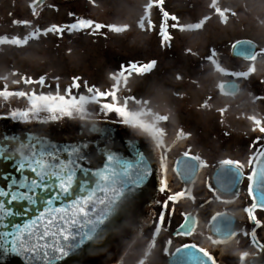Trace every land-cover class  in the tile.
<instances>
[{"label": "snow or ice", "instance_id": "1", "mask_svg": "<svg viewBox=\"0 0 264 264\" xmlns=\"http://www.w3.org/2000/svg\"><path fill=\"white\" fill-rule=\"evenodd\" d=\"M33 3H36V0H33ZM209 7L214 9L215 13L226 22V13L229 12V9L220 8L217 5V0H211ZM153 8L157 9L160 16L158 33L162 46H166L173 39L170 29H176L180 32L198 31L202 30L210 19L208 15H205L194 22L184 23L181 22L179 16L165 10V0H148L144 6V15L138 22V26L142 30L151 31L157 28V24L150 18ZM231 14L235 15L234 12ZM33 15L36 13L33 12ZM69 15L73 14L69 13ZM13 23L27 26L32 22L30 20H18L13 21ZM128 27L129 25L126 24H103L90 18H78L63 25L53 23L48 27L33 28L32 32L23 36H0V44L8 43L20 47L27 45L30 40L38 41L42 36L49 34H55L62 38L65 33L71 34L88 30L94 34L105 28L113 32H123ZM242 43L248 44L254 49L251 41H237L232 45V48L236 49ZM185 51L191 55H196L192 48H186ZM242 55L250 63L246 69L240 71H229L222 67L214 49L210 50L204 59L210 62L220 73L246 79L256 72L255 62L258 56H264V48H260L259 52L251 50ZM156 66L157 61L155 59L146 63L129 61L127 64L120 65L119 70L111 74L112 83L107 89L89 85L80 77L73 76L71 84L63 89V93L59 91V85H57V91L54 93L42 91L38 93L35 90L9 91L5 86L0 89V96L26 98L25 107L9 113L13 118H19L26 122L31 120L58 121L62 118L87 121L89 117L93 116V112L89 110V105H95V116L104 117L103 121L115 116L120 124L137 130L146 136L152 142L154 149L160 150V168L162 171H166L163 163L166 158L165 129L160 127V122L167 121L169 117L149 108L148 100L137 101L135 97H121L119 95L121 87H128L129 80L133 76H143L155 69ZM176 79H181V76L177 75ZM21 80L25 84L45 85L46 83L44 76H40L38 80L22 76ZM19 82L14 81V83ZM81 88L84 89V93L73 91ZM256 99L264 98L256 97ZM130 100L143 105V107L139 109L130 108ZM201 107L207 108V101ZM220 111L223 113L224 110L220 109ZM248 119L254 125L253 131H257L261 135L254 138L251 147L255 149V154L250 155L247 159L250 169L247 173V195L250 202L247 207L243 208L247 220L252 222L254 228L250 232L245 231L243 234L246 237L250 236L251 242L258 249L264 250V243L258 239V230L264 228V220L261 217V214L264 213V118L252 115ZM98 130L96 120L92 119L89 131L97 132ZM180 135H184L183 132ZM25 149L29 150L27 154H24ZM10 151L16 155H11ZM89 152L95 155L96 149L84 140L65 149L47 145L41 148L39 153L31 144L26 145L24 143H20L19 148L13 149L8 146L0 151V156L4 160L13 159L16 164V171L22 173L18 178L4 177L6 181H10L7 183V189L10 190L0 187V197L7 198L6 201L0 199V213L3 216L18 214L14 213L11 207H8V205L18 201L42 209L23 226L17 227L16 231L3 234L5 245L9 243L7 237H12L11 247H6L5 252H11L22 257L24 264H37V262L39 264H59L71 253L89 249L98 238L99 232L112 221L116 215V209L122 204L126 194L139 188L145 177L151 174V166L146 164L143 152L135 153V164H133L105 145L99 155L106 162L99 167L92 166ZM57 153H63V155ZM183 155L195 162L185 166L189 173L198 167L208 166L199 155H190L189 151H185ZM85 162L88 166H84ZM219 164L228 166V169L238 178L245 175V163L239 159H222ZM160 185L159 190L165 192L168 187L167 180L161 179ZM209 191L217 200L222 199L221 193L230 194L233 198L240 195L238 186L219 181L216 187L209 185ZM257 191L260 192L259 200L255 195ZM190 195V191L185 189L168 195L166 200L158 202L161 205V210L157 212L152 225V241L144 251V258L139 260V264H145L150 250L155 247L156 234H159L169 223L170 212H174V209H169V203ZM54 202H60L59 206H56ZM27 212L28 209H24V213ZM181 215L184 223L179 225V230L176 231L175 235L191 236L195 231L196 220L190 214L182 213ZM217 215L220 214L217 213ZM215 218L213 217V219ZM215 233V236L209 237L214 245L226 243L238 236V231L231 227L224 231L217 228ZM166 243L171 245L172 240L168 239ZM182 249L193 250L187 254L186 264H218L214 254L208 248L198 246L196 243L182 244L181 248H177L176 251L180 252ZM162 251L167 253L169 249L164 247ZM248 255V252H241V261H244Z\"/></svg>", "mask_w": 264, "mask_h": 264}, {"label": "rangeland", "instance_id": "2", "mask_svg": "<svg viewBox=\"0 0 264 264\" xmlns=\"http://www.w3.org/2000/svg\"><path fill=\"white\" fill-rule=\"evenodd\" d=\"M32 3L33 0H0V36H23L32 32L33 28H44L53 23L63 25L78 18H90L103 24H126L129 27L123 32H113L105 28L94 34L88 30L65 33L62 38L49 34L42 36L38 41L30 40L27 45L20 47L8 43L0 44V89L7 86L9 91L35 90L38 93L41 91L54 93L59 85V91L63 93V89L71 84L73 76L80 77L89 85L107 89L112 83L111 74L117 72L120 65L129 61L146 63L155 59L157 61L155 69L143 76H133L129 80L128 87H121L119 95L135 97L137 101L148 100V107L151 109L156 110L158 107L168 109L170 106L166 105V101L169 103L172 100V104L177 103L174 95L176 88L183 90L191 100L203 97L220 99L221 92L220 95L216 94L209 86L214 84L217 76H220L219 81H223L226 77L231 78V75L221 74L204 59L210 50L216 51L222 67L231 71H240L246 69L249 63L231 57L230 49L234 42L248 38L258 44V52L260 48H264V0H217L220 8L229 9L226 13V22L209 7L211 0H165V10L179 16L181 22H194L205 15L210 17L202 30L180 32L170 29L173 39L166 46L160 43L158 33L160 16L156 8L151 10L150 18L157 24V28L147 31L138 26L148 0H46L35 9L31 8ZM33 12L36 15H33ZM232 12L235 15H232ZM14 19L30 20L32 23L27 26L14 24ZM186 48H192L196 55L186 52ZM255 67L256 72L246 79L234 77L240 84V92L233 96L234 146L240 157H243L247 151L250 155L255 154V149L251 145L254 138L261 135L253 131L254 125L248 117L256 115L258 118H264V99H256V97L264 98V56H258ZM174 74L180 75L182 81H187V84L179 87L177 82L180 80L173 78ZM22 76L31 77L33 80L44 76L46 83L45 85L25 84L21 80ZM14 81L20 82L14 83ZM196 82L201 86L194 89L197 87ZM73 91L84 93L83 88ZM245 99L249 100L250 107L244 113L246 116L241 118L239 116L243 111L239 109V104ZM26 104V98L0 96V114L22 109ZM140 106L143 107L139 103L129 101L130 108L137 109ZM89 110L95 112V105H90ZM247 185L248 182H244L239 190L240 195L234 198L233 205L237 206L234 209L228 208L231 212L243 214L236 239L216 246L209 239L211 237L209 220L212 214L226 209V203L221 199H212L203 206L187 200L175 202L169 206V209H174V212H170L169 223L159 234H156L155 247L150 250L145 264H167V258L176 247L186 243H196L210 251L215 247L219 248L213 252L218 264H251V258L259 254L260 250L256 251L249 236L243 234L245 231L250 232L246 213L243 212V208L250 202ZM201 194H208L210 197L211 192L201 190ZM149 208H152V205ZM188 211L200 219L197 230L190 237H173V230L183 220L181 214H186ZM155 219L156 216L150 219L149 229L152 231ZM261 235L264 238V234ZM118 239L112 248L106 251L107 253L101 255L103 261L107 264L117 262L131 264L132 262L127 259L115 263L105 261L106 257H113L120 250L121 239ZM168 239L172 240L171 245L166 243ZM164 247L169 249L167 253L162 251ZM145 250L141 249L140 252L143 254ZM241 252L249 253L244 261L240 259ZM125 257L134 258L133 254Z\"/></svg>", "mask_w": 264, "mask_h": 264}, {"label": "flooded vegetation", "instance_id": "3", "mask_svg": "<svg viewBox=\"0 0 264 264\" xmlns=\"http://www.w3.org/2000/svg\"><path fill=\"white\" fill-rule=\"evenodd\" d=\"M243 61L250 63L246 60ZM229 71H231V69H229ZM176 76L177 75L174 74L173 78L176 79ZM227 76L229 75L227 74ZM219 78L220 76H217L214 84L210 85L209 88H212L216 94L221 92L220 99H218V97H215L216 100L209 97H203L201 99L191 100L187 97V94L183 93V90L176 88V91L174 92L177 102L176 104H172V100L169 103L166 101V105L170 106L168 109H165V107H158L159 109L157 108L156 110L152 109L154 112H158L169 117L167 121L160 122V127L165 129L164 141L166 158L163 163L166 167V171H162L160 168V150L154 149L152 142L147 138V143L157 164L159 188L155 197L152 199L156 201L152 205V208H149L148 204L144 207L141 213L138 211L132 216L130 223L125 227L124 235L119 242V245H121L118 255L120 254L123 258H118L117 255L116 258L112 259L113 263L116 261L123 262L124 259L129 260L130 263L132 262L131 264L139 263V260L142 259L143 256L140 250L147 249V246L152 241L153 231L149 229L151 224L150 219L156 216L157 212L161 210V205L158 202L166 200L168 195H172L177 191H184L185 189H188L191 195L178 198L175 202H183L187 200L190 202H197L200 206H203L207 201L216 199L213 198L214 195L212 193L211 195L209 194L210 197L208 194H205L207 196L202 195L201 190H205L206 192L209 190V185L213 186L215 183H218V181L224 184H231L234 181V174L228 169V166L220 165V160L231 158L239 159L244 162L245 175L243 176V181H247V173L250 171L247 159L250 156V152L247 151L244 153L243 157H240L236 153L233 126L235 104L233 101V95L225 94L222 90L223 84L226 81L233 80L234 76L232 77L231 75V78L226 77L223 81H219ZM179 80L180 82H177L179 87L183 84H187V81H182V79ZM195 85H197V87H193L194 89L201 86L198 82H196ZM245 100L246 108L240 114L239 117L241 118L246 116L244 113L249 110L250 107L249 100ZM206 101L208 103V107H201V105ZM220 109L224 110L223 113H221ZM181 132H183L184 135H180ZM185 151H189L190 155H199L204 161H206L208 166L204 168L198 167L193 172L189 173L185 166L189 163L195 162H192L188 158L184 157L183 153ZM161 179H166L168 183V187L165 192H161L159 190L161 186ZM221 195L223 196L221 199L222 201L229 202L226 203V209L216 211L214 212L215 214L220 212L228 213L231 212L228 208L234 209L236 207L233 205V197L228 196L225 193H221ZM192 197H195V199H192ZM175 202H170L169 206L175 204ZM232 212L235 213V211ZM188 213L192 212L188 211L186 214ZM261 215L262 220H264V213ZM178 226L172 232L173 237L177 236L175 233ZM248 226L250 231L254 228V225H251L250 223ZM261 234H264V228L258 230V239L264 243V238ZM255 250H260L259 254H257L259 256L264 254V250L258 248ZM129 254H133L134 258L129 259L128 257H125ZM103 260L104 259L102 258L98 261L89 259L83 264H103L105 263ZM118 263L119 262H117V264Z\"/></svg>", "mask_w": 264, "mask_h": 264}, {"label": "water", "instance_id": "4", "mask_svg": "<svg viewBox=\"0 0 264 264\" xmlns=\"http://www.w3.org/2000/svg\"><path fill=\"white\" fill-rule=\"evenodd\" d=\"M44 1L45 0H37L36 3L33 4V7H36ZM239 41L250 40L243 39ZM252 45H254V49L250 45L243 43L236 49L231 48V56L234 58H243L242 54H247V52L251 50L257 51V45L254 42H252ZM223 89L227 93H237L239 91V85L235 81L227 82L224 84ZM91 121L90 119L78 123L76 121L67 123H62L60 121H37L31 125H22L19 122L13 121L11 117L0 116V151L8 146L13 149L19 148L20 143H24L26 145L31 144L36 148L37 153H39L41 148L47 145L65 149L74 143H79L84 140L88 142L92 148L96 149L95 155L89 152L92 166L99 167L106 162L102 160L99 155L105 145L113 151H116L117 155L121 156L123 159L130 160L133 164H135V153L143 152L146 158V164L148 163L151 166V174L145 177L139 188L126 194L124 201L116 209V215L113 217L112 221L99 232L98 238L92 246L89 249L71 253L68 257L60 261L59 264H82L87 259H99L98 257L107 253L106 251L112 248V245L116 242L118 237H120V239L123 237L124 229L130 223L132 216L138 211L141 213L144 207L153 201L152 199L155 197L159 187L156 160L149 145L144 140L134 137L133 132L129 131L127 128L121 129V127L112 122L98 119H96V123L99 130L97 132H90L89 127ZM28 151V149H25L24 154H27ZM10 154L13 156L16 155L11 153V151ZM57 154L63 155V153ZM84 166H88L87 162H85ZM256 166L259 167V165ZM20 175H22V173L16 171V164L13 159L4 160L2 156H0V187L10 190L7 189V183L10 181H6L4 177L18 178ZM241 180L242 176L238 178L234 175V181L231 184L239 187ZM217 184L218 183H216L215 186H217ZM255 195L257 200H259L260 192L257 191ZM0 199L7 200L5 197H0ZM54 203L56 206H59L60 202ZM8 207H11L14 213L18 214L3 216V214L0 213V264H24L22 257L4 251L6 247H11L10 241L12 237H7L9 243L5 245V237L3 234L5 232L12 233L16 231L17 227L23 226L42 209L37 206H29L26 202L22 201L13 202V204L8 205ZM24 209H28L26 214L24 213ZM191 216L195 219L193 215ZM214 217L216 218L212 219L210 229L213 236H215V230L217 228L222 231L227 230L229 227L236 230L237 220L232 214H220ZM192 251V249H182L180 252L175 250L173 255L169 257L168 264H186L187 254ZM37 264H39V262H37ZM252 264H264V255L255 259Z\"/></svg>", "mask_w": 264, "mask_h": 264}, {"label": "trees", "instance_id": "5", "mask_svg": "<svg viewBox=\"0 0 264 264\" xmlns=\"http://www.w3.org/2000/svg\"><path fill=\"white\" fill-rule=\"evenodd\" d=\"M90 106V105H89ZM10 112H5V113H1V114H5V115H10L9 114ZM94 113L95 112H93V116H94ZM94 117H97V116H94ZM17 119H19V118H17ZM109 119H111V120H113V121H115V122H118V119L115 117V116H111V117H109ZM20 121H23V122H26V121H24V120H22V119H19Z\"/></svg>", "mask_w": 264, "mask_h": 264}, {"label": "bare ground", "instance_id": "6", "mask_svg": "<svg viewBox=\"0 0 264 264\" xmlns=\"http://www.w3.org/2000/svg\"><path fill=\"white\" fill-rule=\"evenodd\" d=\"M238 217H239V219L242 218V217H243V214L240 212V213L238 214Z\"/></svg>", "mask_w": 264, "mask_h": 264}]
</instances>
